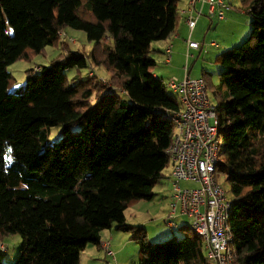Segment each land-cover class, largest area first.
I'll list each match as a JSON object with an SVG mask.
<instances>
[{"label": "trees", "instance_id": "trees-1", "mask_svg": "<svg viewBox=\"0 0 264 264\" xmlns=\"http://www.w3.org/2000/svg\"><path fill=\"white\" fill-rule=\"evenodd\" d=\"M244 1L251 32L216 59L223 67L216 110L224 139L217 176L225 174L230 185L236 263L264 264V0ZM178 5L0 0V240L22 237L16 261L0 264H80L113 224L139 244L137 264H210L191 226L183 238L150 242L146 228L125 216L131 203L153 199L171 167L167 149L179 101L153 72L151 44L174 33ZM65 28L83 30L92 50L72 51L59 35ZM57 44L59 58L28 69L23 91L10 89L9 65ZM89 62L110 74V85L95 83L96 103L89 78L70 81L66 73ZM53 126L62 134L48 142Z\"/></svg>", "mask_w": 264, "mask_h": 264}, {"label": "built area", "instance_id": "built-area-1", "mask_svg": "<svg viewBox=\"0 0 264 264\" xmlns=\"http://www.w3.org/2000/svg\"><path fill=\"white\" fill-rule=\"evenodd\" d=\"M189 4L191 11L186 21L191 31L197 19L204 14V5L208 6L207 15L211 19L223 20L226 12L231 10L226 0H189ZM59 35L62 37L64 32ZM210 44L217 46L215 41ZM203 46L204 43L188 39V49H202ZM166 54L170 62L171 46ZM165 85L179 98V109L171 116L174 133L167 149L172 188L166 222L178 228L176 219L187 217L192 230L203 240L210 264H238L233 247L234 233L229 222L232 198L217 176L224 139L219 135V116L216 104L210 99L207 81L203 76L192 78L187 75L183 79L171 77ZM182 182L197 186H183ZM100 246L115 258L109 241H101ZM0 248L7 251L2 243Z\"/></svg>", "mask_w": 264, "mask_h": 264}, {"label": "rangeland", "instance_id": "rangeland-1", "mask_svg": "<svg viewBox=\"0 0 264 264\" xmlns=\"http://www.w3.org/2000/svg\"><path fill=\"white\" fill-rule=\"evenodd\" d=\"M231 10L226 12V18L223 20H219L215 18L212 23L214 25L207 31H202L204 37H206V42L215 41L217 46L213 47L207 52H202L196 60L193 58L182 60H176L174 56V60L171 66H166L165 62L166 57H161V62L159 64V70H164L165 72L170 71L171 74H184L186 64L189 60V63L196 62V66L194 71L200 70L201 66H206L210 71L216 72L214 76L216 79L215 86H208L210 99L219 101V96L217 92H219V72L222 70V65L216 62V56L225 50L226 48H232L240 45L244 42L250 32H251V21L252 17L248 13L249 3L244 0H227ZM208 19V18H207ZM209 20V21H208ZM207 21L210 22V19ZM201 35L200 38H202ZM63 40H66L69 43V47L72 51L75 52H85L88 53L93 48V43L87 39L86 33L83 30L73 29V28H65V33L61 37ZM208 45V43H207ZM209 47V45H208ZM206 47V48H208ZM63 51L60 44L57 45H48L44 48V50L40 53L32 54L29 58H20L16 60L14 63L8 66V70L11 72L13 79L11 81V90L15 91H23L24 83L27 78V70L34 69L38 66H45L51 64L54 60L59 58L61 52ZM188 53V52H187ZM165 55V54H164ZM208 56V57H207ZM206 58V59H205ZM206 63H204V62ZM176 67V71L174 69ZM217 70H219L217 72ZM69 80L77 82L80 79H88L90 83L93 85L92 91L94 94L91 96V101L93 103L97 102V96L99 95V88L97 87V81H102L101 83L110 85V74L107 70L102 67L92 63H88L87 67L84 68H70L66 70ZM195 75V74H193ZM215 89L216 92L212 90ZM169 91H171L169 89ZM119 95H121L127 102L130 101V98L126 94H121L119 90L116 91ZM172 92V91H171ZM178 98V96H177ZM179 99V98H178ZM79 127H76V129ZM252 130L249 131L251 134ZM48 138L47 141L53 142L60 138L62 134L61 126H53L47 129ZM264 141V138H261V142ZM171 167H168L165 171V176L159 180V182L154 187V197L152 200H138L139 203H146L144 206H137L136 203L133 202L130 204V209L127 211L128 218L132 220L143 222L141 225L146 228L147 238L150 242H161L165 241L170 237H176L178 239L183 238L187 233H192V230L189 229L191 226V221L187 217H179L176 219V222L180 224L181 228L171 227L167 224L166 218L169 210V198H166L165 195L169 193L172 188V181L169 176ZM219 182L226 189L228 195L231 197L230 185L226 180V175L221 174L219 176ZM183 186H197V184H191L188 182H182ZM143 201V202H140ZM142 205V204H141ZM134 212V215H131ZM182 225H186L188 229H184ZM123 234V233H122ZM131 236V235H130ZM130 236L128 238L130 239ZM110 246L112 245L111 241ZM0 243L4 244L7 247V251L0 252V258L4 263H13L16 261L20 254V249L22 245V237L20 234H7L4 235L0 240ZM134 248L137 250L134 253ZM103 249V248H102ZM139 244L132 240L131 244L127 246L124 253H121V258L123 256V262L125 264H134L137 262L139 257ZM104 251V249H103ZM105 253V251L103 252ZM136 254L134 259L132 255ZM138 254V255H137ZM85 255V254H84ZM131 255V256H130ZM116 260L115 258H112ZM109 260L110 264H124L122 261H112ZM109 264L108 262H103L101 264ZM82 264H86L85 256H83Z\"/></svg>", "mask_w": 264, "mask_h": 264}, {"label": "crops", "instance_id": "crops-1", "mask_svg": "<svg viewBox=\"0 0 264 264\" xmlns=\"http://www.w3.org/2000/svg\"><path fill=\"white\" fill-rule=\"evenodd\" d=\"M198 6H199V4H197V7ZM178 8H179L178 9L179 10L178 11V19H177L176 28H175L174 33L167 39L157 40V41L152 42V44H151V49H152L151 50V56L156 60V66L153 69V72H154L155 76L161 78L164 81V83L171 77H177L178 79H183L187 75H189L192 78H196V77L206 75L209 86H211V85L215 86L216 79L214 76L216 75V72L210 71L206 66H201V71L200 70L194 71L195 66H196V64H195L196 62H193L192 64L189 63L190 58L194 57V59L196 60V58L202 52H207L210 49H212L213 47H215V46H212L210 44V42H206L205 41L206 37H204V34H202V31L207 32L214 25V23H212V21L214 19H211L207 15L208 6L207 5L203 6L204 14L201 15L197 19L196 26L192 31H191V29H190V27L186 21V17H187V15L190 14V11H191L189 0H179ZM207 18L210 19V22H208L209 20ZM201 35H203L202 38H200ZM189 38H191L192 40L204 43L203 48L202 49L201 48L200 49H194V48L188 49V39ZM207 43H208L209 47H208ZM169 46H171V48H172V57H171L170 62L167 61L168 57L166 54V50ZM206 47H208V48H206ZM173 55L175 56L176 60L180 59L183 61L185 59V57L187 59H189L187 64H186L187 70L185 67L184 74H177V73L171 74L170 71L165 72L164 70H159V68H160L159 64H160L161 59H162L161 57H163V56L166 57L165 58V62L167 63L166 66H171L173 63V60H174ZM217 56H216V59H217ZM216 62H217V60H216ZM204 63H206V62H204ZM38 67H35V68H38ZM174 69L176 71V67H174ZM218 71L219 70H217V72ZM193 74H195V75H193ZM212 91L216 92L215 89H213ZM212 102L214 104H217L218 100L216 99V101H215L213 99ZM170 172H171V169H170ZM170 172H169V176H170ZM165 197L169 198V205H170L171 190L169 191V193H167V195H165ZM136 202H138V203H136L137 206H140V207L144 206V204H146V203H139V201H136ZM140 202H143V201H140ZM129 209H130V207H128L125 211L127 223L141 225L143 222H138V221L132 220L131 218H128L127 211ZM131 215H134V212H132ZM180 217H184V216H180ZM130 235H131L130 232H124L121 230H117L116 224H113L110 228L104 229L101 232V241H105V240L111 241V243H112L111 250L114 252L116 260H113L112 257L109 256L105 250H104L105 253H103L104 251L100 245L89 244L87 246V248L81 254L80 264H82L83 256H85L86 264H101L103 262L109 263V260H111V259H112V261H119V259H120V261H122V263L125 264V262H123V256L121 258V253L122 252L124 253L127 246L131 244L132 240H134ZM128 236H130V239L128 238ZM1 250L2 249L0 248V252L2 253ZM136 250L137 249L134 248V253H137V252H135ZM138 251H139V256H140V249ZM135 256H136V254H133L131 259H134ZM138 259H139V257H138ZM138 261L139 260H137V262L134 264H137Z\"/></svg>", "mask_w": 264, "mask_h": 264}]
</instances>
